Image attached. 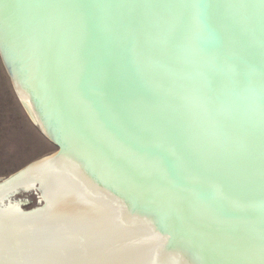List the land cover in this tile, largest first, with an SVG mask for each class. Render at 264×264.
<instances>
[{
  "label": "water",
  "instance_id": "1",
  "mask_svg": "<svg viewBox=\"0 0 264 264\" xmlns=\"http://www.w3.org/2000/svg\"><path fill=\"white\" fill-rule=\"evenodd\" d=\"M0 59L55 156L203 264H264V0H0ZM82 79L153 150L182 163L191 190L170 182V161L169 176L120 161ZM8 194L46 204L37 183Z\"/></svg>",
  "mask_w": 264,
  "mask_h": 264
},
{
  "label": "bare ground",
  "instance_id": "2",
  "mask_svg": "<svg viewBox=\"0 0 264 264\" xmlns=\"http://www.w3.org/2000/svg\"><path fill=\"white\" fill-rule=\"evenodd\" d=\"M54 156L31 163L39 166L18 183L0 185V264H145L143 257L154 264H203L83 177L62 153ZM35 183L46 204L23 211L8 193Z\"/></svg>",
  "mask_w": 264,
  "mask_h": 264
},
{
  "label": "rangeland",
  "instance_id": "3",
  "mask_svg": "<svg viewBox=\"0 0 264 264\" xmlns=\"http://www.w3.org/2000/svg\"><path fill=\"white\" fill-rule=\"evenodd\" d=\"M57 150L32 123L12 89L0 59V180ZM23 211L39 206L33 195L15 197Z\"/></svg>",
  "mask_w": 264,
  "mask_h": 264
},
{
  "label": "snow or ice",
  "instance_id": "4",
  "mask_svg": "<svg viewBox=\"0 0 264 264\" xmlns=\"http://www.w3.org/2000/svg\"><path fill=\"white\" fill-rule=\"evenodd\" d=\"M198 30H199V22ZM190 49L195 52V45L189 41ZM80 92L88 104L94 109L96 116L102 121V126L107 132V139L114 145V147L120 153V161H134L137 164H147L155 172H166L169 176V168L166 161H170L172 168L174 169L177 177V181L170 179V182L175 185V188L180 191L191 190L192 185L197 181L181 171L183 167L182 163L173 159L167 150H153L154 145L150 139L140 138L136 133L131 131L123 123V116L119 119L108 111L103 103H100L94 96L88 91V84L85 80H80L79 83ZM106 125H111L113 128L119 130L122 133V138L118 137L113 131L109 130ZM118 161V162H120ZM195 195L197 199L204 203H210L212 196L207 191H196Z\"/></svg>",
  "mask_w": 264,
  "mask_h": 264
}]
</instances>
